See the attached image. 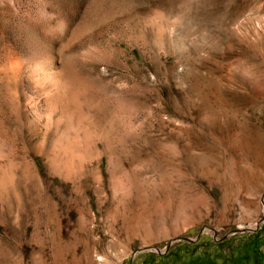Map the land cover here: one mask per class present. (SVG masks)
I'll list each match as a JSON object with an SVG mask.
<instances>
[{
  "label": "rangeland",
  "instance_id": "1",
  "mask_svg": "<svg viewBox=\"0 0 264 264\" xmlns=\"http://www.w3.org/2000/svg\"><path fill=\"white\" fill-rule=\"evenodd\" d=\"M0 264H264V0H0Z\"/></svg>",
  "mask_w": 264,
  "mask_h": 264
},
{
  "label": "water",
  "instance_id": "2",
  "mask_svg": "<svg viewBox=\"0 0 264 264\" xmlns=\"http://www.w3.org/2000/svg\"><path fill=\"white\" fill-rule=\"evenodd\" d=\"M247 231H252V229H248Z\"/></svg>",
  "mask_w": 264,
  "mask_h": 264
},
{
  "label": "bare ground",
  "instance_id": "3",
  "mask_svg": "<svg viewBox=\"0 0 264 264\" xmlns=\"http://www.w3.org/2000/svg\"><path fill=\"white\" fill-rule=\"evenodd\" d=\"M263 135V134H262ZM257 138V137H256ZM245 139V138H244ZM249 140V139H248Z\"/></svg>",
  "mask_w": 264,
  "mask_h": 264
}]
</instances>
